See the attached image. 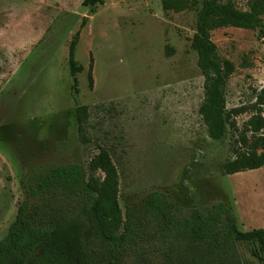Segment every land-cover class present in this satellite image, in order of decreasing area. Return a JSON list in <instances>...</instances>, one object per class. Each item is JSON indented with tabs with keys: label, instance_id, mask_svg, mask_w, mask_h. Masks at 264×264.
<instances>
[{
	"label": "rangeland",
	"instance_id": "1",
	"mask_svg": "<svg viewBox=\"0 0 264 264\" xmlns=\"http://www.w3.org/2000/svg\"><path fill=\"white\" fill-rule=\"evenodd\" d=\"M231 1L243 10L252 2ZM201 8V0L181 11L164 9L161 0H0V240L33 167L88 165L102 151L118 172L122 222L128 206L159 190L187 209L227 202L240 230L264 228V166L220 172L236 149L253 144L248 124L264 90V14L255 28L212 31L219 60L234 67L228 132L215 140L200 112L205 76L192 45ZM75 37L83 70L74 76ZM243 135L251 137L247 146ZM95 175L105 177L100 169ZM254 247L238 243L241 256L264 264ZM125 264L160 259L147 253Z\"/></svg>",
	"mask_w": 264,
	"mask_h": 264
},
{
	"label": "trees",
	"instance_id": "2",
	"mask_svg": "<svg viewBox=\"0 0 264 264\" xmlns=\"http://www.w3.org/2000/svg\"><path fill=\"white\" fill-rule=\"evenodd\" d=\"M161 1L164 9L175 11L199 3ZM201 4L192 42L205 76V100L200 112L210 137L220 140L228 132L226 86L234 67L229 60H219L212 31L259 26L264 0H252L246 10L231 0H201ZM75 41L76 37L70 47L74 76L83 70L74 58ZM89 81L92 85L91 69ZM263 104L264 90L254 104L257 114L248 124L254 135L252 147L236 149L234 157L223 164V175L264 166V136H258L264 129ZM250 139L243 135V146L249 145ZM99 169L105 173L103 180L95 175ZM23 188L25 199L7 235L0 240V264H125L128 257L147 253H156L160 264H256L240 255L239 242L257 245L251 254L264 261V228L240 230L232 205L224 201L187 209L156 190L141 203L128 206L122 222L118 172L106 151L88 165L35 166Z\"/></svg>",
	"mask_w": 264,
	"mask_h": 264
}]
</instances>
